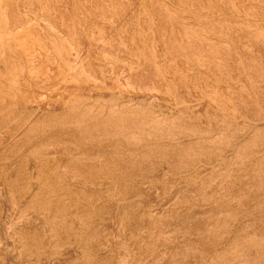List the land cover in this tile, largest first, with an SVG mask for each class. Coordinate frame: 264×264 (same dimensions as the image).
<instances>
[{"label": "bare ground", "instance_id": "bare-ground-1", "mask_svg": "<svg viewBox=\"0 0 264 264\" xmlns=\"http://www.w3.org/2000/svg\"><path fill=\"white\" fill-rule=\"evenodd\" d=\"M133 1L171 12L177 39L145 36L173 47L116 34L111 58L72 60L92 93L1 100L0 264H264V0Z\"/></svg>", "mask_w": 264, "mask_h": 264}, {"label": "rangeland", "instance_id": "rangeland-1", "mask_svg": "<svg viewBox=\"0 0 264 264\" xmlns=\"http://www.w3.org/2000/svg\"><path fill=\"white\" fill-rule=\"evenodd\" d=\"M29 1H32V2L34 1V2L31 4L25 3V6H26L25 9L23 6V8L21 7V9L18 8L19 10L17 8H13L12 10H10V9H7L5 6L0 5V21H2V22H0V29H1L0 30V36H1L0 37L1 38L0 39V51H1L0 52V78L3 77V78L12 79L9 82H12L15 84V85L13 84L14 89L12 90V92H10V93L8 92L7 94H5L4 97L3 96L0 97V103H1V100L5 97H13V96L18 97V96L24 95L22 97L27 98V100H31V102H36L39 100L40 102H44L47 106H49L52 104V102H55L57 99H62L63 95H66L68 93L76 94V93H78V91H79V93H84V92L92 93L93 91L91 90L92 89L91 86L85 82H82V81H84L82 79H84L86 76L81 75V73L83 72V70L86 69V67H83V68L81 67L83 70H79V66H76V65L80 62L84 63V61L86 60L85 63L87 64V66L89 63H91V66H92L94 61L96 62L95 58L99 57L100 53L108 55L109 58L112 57L113 52L115 54H117V52H119L117 50H121L122 48H120V47H118V48L108 47L109 44H112L115 42L113 40H117L116 34L122 35V37H123V38H118V40L116 42H118V43H120V42L124 43L125 42L126 43V42L130 41V38H134V35L136 33L137 35H140L139 40H141L145 43L148 42V44H146V46L144 44V46L145 47H151L152 49H155V48L159 49L160 46L161 47H170V46L173 47V45H169L168 43H167L168 45L160 44L158 41L154 42L156 40H154V41L152 40L153 44H150L151 38H149V36H145V32L146 33L147 32H150V33L155 32V34L157 33L158 37L163 36L162 38L166 39L167 41L177 39V37H175V36H173V37H175V39L172 37V35H174V33H177V32H174L176 30L174 27V22L173 21L169 22L173 28L172 29V28H168L166 21L164 19H162L163 16H165V18L171 17V14H170L171 12L170 13L160 12L162 10L164 4H160L156 1L155 2L154 1L153 2L145 1L142 3H139V2L135 3L133 0L132 1L131 0H122V1L121 0H29ZM109 1H111V2H109ZM105 2H107V3H105ZM122 4H123V6H122ZM134 4L135 5L137 4V5L135 6ZM155 4H156V6H155ZM158 4H159V6L161 5L160 6L161 9L159 8ZM1 7H2V9H1ZM125 7H127V9ZM145 7L146 8L148 7V8L146 9ZM129 8H131L133 10L130 12ZM16 9L18 10V12ZM140 9H141V11H140ZM145 10H146V12H145ZM100 11L102 12V14ZM116 11H119V12H116ZM143 11L146 13L145 16L146 15L151 16V17L155 16V17H157V19L155 18V19L151 20V22L148 20H144L143 19V17H144ZM23 12H24V14H23ZM151 12H153L154 14H151ZM94 13H98V18L93 17L94 15H96ZM28 17H29V19H28ZM120 18H122V19H120ZM111 19H113V21ZM3 21H5V24ZM94 21H97V22L95 23ZM104 21L106 24L108 23L109 25H111V23H116V24H115V26H113L114 24L111 25V26H113V29H107L106 30L105 26H107V25L104 23ZM119 21H121V22H119ZM33 22L35 25H33ZM2 23H3V25H2ZM133 23L134 24L137 23V24H136V27L133 28V30H132V27H130V25L135 26ZM86 24H88V25L86 26ZM5 25H7V27H6L7 29H5ZM97 25H99L100 27ZM46 26L50 27V28H47ZM85 26L87 28H85ZM101 26H102V28H101ZM138 26H139L140 31L138 30ZM149 26H151V28L148 29ZM121 27L125 31H123V29ZM166 28H168V29H166ZM49 29H51L52 32ZM169 29L171 31H169ZM53 30H54V32H53ZM76 30H78V31L76 32ZM116 30L119 31V33ZM151 30H154V31H151ZM167 30H168V32H167ZM41 31H42V33H41ZM44 31H45V34H44ZM63 31H64V33L62 34ZM129 31H132L133 33L132 32L129 33ZM183 31H185V29H183ZM186 31L190 32V29H187ZM34 32H35V34H34ZM104 32L108 33V34H105ZM170 32L172 33L171 36L169 35ZM191 32H194V30H191ZM26 33H28V34L26 35ZM162 33H163V35H162ZM10 34H11V36H10ZM73 34H74V36H73ZM167 34L169 35V37ZM16 35H17V37H16ZM60 35H62V36H60ZM13 36H15V38ZM30 36H31V38H30ZM167 37L169 40L167 39ZM45 38H47V40ZM101 38H102V40H101ZM104 40H105V42H103ZM36 42H39V43H36ZM78 43H80V44H78ZM85 43L88 45L89 50H88L87 45ZM156 44H158V45L156 46ZM80 45H82V46H80ZM96 46H97V48H96ZM50 47L53 49L51 50ZM121 47H123V46H121ZM32 48H34V49L36 48V49L34 50ZM90 49H91V51H90ZM105 49H107V50H105ZM47 50H48V52H47ZM86 50H87V52H86ZM92 50H94V51H92ZM99 50H102V51H99ZM111 51H113L112 54H111ZM84 52H86L85 53L86 57H85ZM91 52L93 53V55ZM260 52L263 53L264 51L260 49ZM29 54H30V57H28ZM89 54H91V55H89ZM115 54H113V56ZM76 55L78 56L77 59L79 60V62L75 65L74 61L72 62V60L74 59V56H76ZM18 59H20L21 61ZM9 63H11V64L9 65ZM35 64L37 66L39 64V67H37ZM7 65H8V67H7ZM80 65H81V63H80ZM42 71H43V74L45 73L44 76L42 74ZM126 71H127V69L125 67H119V68L112 69V71H109V73L111 72L109 75L112 77L111 83H114V81H116L115 79L118 78L117 82H115V83L118 85H121V87L126 89V90H132V91L137 90L138 92H142L144 90L143 93L145 94V92H146V95L147 94L150 95V94L155 93V88L153 89L154 90L153 91V90H151V88H153L151 86L144 87V86L134 84L133 81L131 80V78L127 77L128 75H126L127 74ZM63 72H65L66 75H64ZM40 73H41V75H40ZM52 75L54 77H52ZM36 76H38L37 78H39V77L40 78L37 79ZM66 76L69 77V80L68 79L65 80L67 78ZM63 77H64V79H63ZM60 78H62L61 79L62 81L60 80ZM72 79H74V81H72ZM92 79L94 80L96 86L102 85V84H105V82H108V81H103L101 79L99 80L98 78L97 79L92 78ZM36 80H37V82H36ZM123 80H126V81L123 82ZM65 81L68 83H66ZM99 81H101V82H99ZM127 81H129V82H127ZM38 82L42 85H39ZM63 82H65L66 84ZM69 82L72 86L69 85ZM90 84L93 85L92 82ZM130 84H132V85L130 86ZM36 85H37V87H36ZM128 86H130V88ZM132 87H135L136 89L134 88V90H133V89H131ZM139 87H141V88L139 89ZM24 88H25V90H24ZM142 88H143V90H142ZM149 88L152 92L149 90ZM49 94H50V96H49ZM56 96L57 97L60 96V97L57 98ZM33 100H35V101H33Z\"/></svg>", "mask_w": 264, "mask_h": 264}]
</instances>
